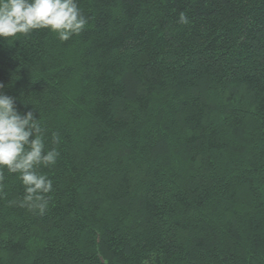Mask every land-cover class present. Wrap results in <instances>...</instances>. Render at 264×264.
Returning a JSON list of instances; mask_svg holds the SVG:
<instances>
[{"label":"trees","instance_id":"trees-1","mask_svg":"<svg viewBox=\"0 0 264 264\" xmlns=\"http://www.w3.org/2000/svg\"><path fill=\"white\" fill-rule=\"evenodd\" d=\"M78 4L67 42L0 38L59 153L44 215L5 173L0 264H264V0Z\"/></svg>","mask_w":264,"mask_h":264},{"label":"clouds","instance_id":"clouds-1","mask_svg":"<svg viewBox=\"0 0 264 264\" xmlns=\"http://www.w3.org/2000/svg\"><path fill=\"white\" fill-rule=\"evenodd\" d=\"M181 22H187L181 14ZM78 0H0V38L9 44L35 30L47 29L62 42L79 36L88 25ZM0 85V192L5 173L16 175L24 188L22 208L44 215L49 206L53 181L42 171L55 166L59 153L47 147L49 130L33 111L26 114L16 108L15 99L6 95ZM58 140L56 133L51 141Z\"/></svg>","mask_w":264,"mask_h":264}]
</instances>
